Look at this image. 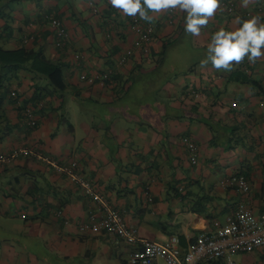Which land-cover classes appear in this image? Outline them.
I'll list each match as a JSON object with an SVG mask.
<instances>
[{"label": "crops", "instance_id": "0c3cea01", "mask_svg": "<svg viewBox=\"0 0 264 264\" xmlns=\"http://www.w3.org/2000/svg\"><path fill=\"white\" fill-rule=\"evenodd\" d=\"M136 3L155 25L154 39L149 55L134 49L120 66L115 58L136 37L132 0H22L10 6L9 21L0 16V45L41 52L61 65L65 84L55 89L22 68L0 92V156L32 147L71 165L141 238L176 234L186 245L236 209L252 218L264 212V0ZM53 16L68 31L65 47L56 44ZM110 68L115 85L92 80ZM37 93L38 126L29 128L22 108ZM96 209L41 160L0 162V264H130L138 244L81 229ZM4 220L19 229L10 232ZM232 259L264 264V246Z\"/></svg>", "mask_w": 264, "mask_h": 264}, {"label": "built area", "instance_id": "2783aa9c", "mask_svg": "<svg viewBox=\"0 0 264 264\" xmlns=\"http://www.w3.org/2000/svg\"><path fill=\"white\" fill-rule=\"evenodd\" d=\"M132 2H134V6L130 10L129 27L136 34V37L133 47L126 49L115 58L116 64L119 66L128 62L134 54V49L141 50L143 55H149L154 39L155 25L145 19L142 9L137 6V0H132ZM177 7L176 3L171 5L169 9L171 15L175 14ZM228 9L233 10L232 4L228 6ZM51 24L56 31V44L63 47L69 41L68 31L61 20L54 16L51 18ZM81 57L80 54L74 55L75 60H79ZM85 78L86 75L83 76V79ZM92 80L111 86L117 83L115 71L112 68L97 74ZM11 94L13 97L18 98L15 90ZM41 107L42 101L38 103L30 102L22 109L25 123L29 128L38 126L36 111ZM184 142L193 152L196 151L197 146L191 138H185ZM21 154H27L41 160L52 166L56 171L66 175L78 184L85 196L91 198L97 204L96 212L90 216L89 221L82 224V230L95 227L98 230H106L130 245L138 244L139 247L131 253L130 264H159L158 260L164 261L165 264H201L215 258H225L228 264H236L232 259V254L236 252H253L264 246V212L257 218H252L242 208L236 209L228 217L225 224L216 222L214 229L201 233L185 246L176 234L170 235L163 241L141 238L122 213L107 200L105 194L95 188L93 181L73 166L63 164L32 147L18 148L10 155L0 156V162L11 161ZM194 162H196V158ZM232 181H235V178Z\"/></svg>", "mask_w": 264, "mask_h": 264}, {"label": "trees", "instance_id": "16d2710c", "mask_svg": "<svg viewBox=\"0 0 264 264\" xmlns=\"http://www.w3.org/2000/svg\"><path fill=\"white\" fill-rule=\"evenodd\" d=\"M20 1L22 0H6L4 4H0V16L9 21L12 18V8L10 6ZM10 28L11 26L7 24L5 30H9ZM166 50L167 46L163 48L162 55L165 54ZM22 68L28 69V71L35 72L36 74L45 75L55 89H65L62 68L59 63L50 60L39 51L25 47L6 48L0 45V92L10 90L13 80L20 79V70ZM2 98V95H0V100ZM41 100H43L41 93H37L32 98L34 103L41 102ZM25 105H23V108Z\"/></svg>", "mask_w": 264, "mask_h": 264}, {"label": "rangeland", "instance_id": "374dc122", "mask_svg": "<svg viewBox=\"0 0 264 264\" xmlns=\"http://www.w3.org/2000/svg\"><path fill=\"white\" fill-rule=\"evenodd\" d=\"M173 54H174L175 57L179 56V53H177L176 51ZM4 224L7 226V228L11 229L10 232H16V230L19 229V227H16L15 225L12 224L11 220H4ZM160 264H165V262L164 261H160Z\"/></svg>", "mask_w": 264, "mask_h": 264}]
</instances>
